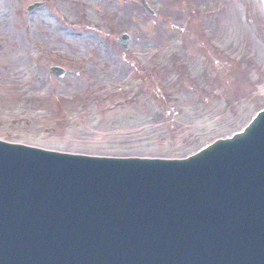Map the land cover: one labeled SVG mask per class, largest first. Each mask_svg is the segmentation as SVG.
<instances>
[{
  "label": "rangeland",
  "instance_id": "1",
  "mask_svg": "<svg viewBox=\"0 0 264 264\" xmlns=\"http://www.w3.org/2000/svg\"><path fill=\"white\" fill-rule=\"evenodd\" d=\"M146 1L157 18L138 0H0L1 140L179 160L242 131L264 109L263 0Z\"/></svg>",
  "mask_w": 264,
  "mask_h": 264
},
{
  "label": "water",
  "instance_id": "2",
  "mask_svg": "<svg viewBox=\"0 0 264 264\" xmlns=\"http://www.w3.org/2000/svg\"><path fill=\"white\" fill-rule=\"evenodd\" d=\"M250 122L173 161L0 142V264H264V111Z\"/></svg>",
  "mask_w": 264,
  "mask_h": 264
}]
</instances>
